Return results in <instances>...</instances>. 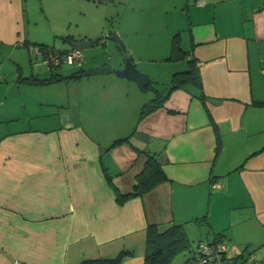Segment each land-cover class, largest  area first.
<instances>
[{
    "label": "crops",
    "instance_id": "obj_1",
    "mask_svg": "<svg viewBox=\"0 0 264 264\" xmlns=\"http://www.w3.org/2000/svg\"><path fill=\"white\" fill-rule=\"evenodd\" d=\"M184 5L179 40L201 91L174 89L139 120L150 100L115 75L124 66L117 55L90 52L82 64L109 74L19 82L56 69L42 68L39 49L40 62L30 58L37 42L28 39L25 0H0V57L15 66L0 63V264H81L120 252L131 255L118 264H144L146 227L172 223L188 239L206 230L212 238L197 242L227 243L231 264H264V0ZM144 150L161 152L168 179L119 205L114 188L132 191Z\"/></svg>",
    "mask_w": 264,
    "mask_h": 264
},
{
    "label": "rangeland",
    "instance_id": "obj_2",
    "mask_svg": "<svg viewBox=\"0 0 264 264\" xmlns=\"http://www.w3.org/2000/svg\"><path fill=\"white\" fill-rule=\"evenodd\" d=\"M185 3L186 0H25L28 39L47 48L68 47V43L62 40L67 35L93 42L99 39V43L93 44V47L81 49L84 58L90 52L92 58L100 57L102 60H110L115 55L121 59L134 55L140 61L135 65L136 68L150 80L149 86L142 91L148 101L157 97L155 91H158L160 98L164 96L173 73L187 69L186 60L170 59L174 38L181 34L182 40L187 38V17L182 13ZM182 29H185L184 33H180ZM113 32L120 37L128 56L123 57L117 43L108 37ZM31 46L36 47V50H31L30 58L40 62V56H35L39 46ZM181 47L188 49L186 43L184 46L181 43ZM87 61L83 62V68L88 66ZM0 63L5 70L15 69L3 56L0 57ZM42 66L43 69L48 68L47 65ZM54 68V73L62 76L80 69L79 66L66 63ZM15 92L13 95L17 97L18 93ZM4 129L6 126L1 130ZM201 232V235L196 232L189 236L191 250L196 247L199 238H212L206 230ZM189 254L184 252L177 255L173 263H179Z\"/></svg>",
    "mask_w": 264,
    "mask_h": 264
},
{
    "label": "trees",
    "instance_id": "obj_3",
    "mask_svg": "<svg viewBox=\"0 0 264 264\" xmlns=\"http://www.w3.org/2000/svg\"><path fill=\"white\" fill-rule=\"evenodd\" d=\"M108 37L113 39L117 43L118 48L120 50L124 51L123 44L121 43V40L116 33L110 34ZM179 38L180 37H175L172 42V48H171L172 53L170 59L186 60L187 69L184 71L173 73L170 80V86L167 89L164 96L162 95L160 98V94L158 93V91H155L157 97L151 99L147 104H145L141 108L139 113V120L148 113H150L151 111H153L154 109H156L157 107H159L162 104V102L166 99L169 92L174 89L195 87L197 90L201 91V78H200L199 70L196 67V63L193 59H187L188 52L181 47ZM62 40L69 44L75 45L78 39L74 38L71 35H67L62 37ZM96 43H99V39L94 40V42L92 41V45ZM33 45L41 47V48L38 47V49L41 50L42 53H44L45 58L47 57L49 52H65L72 48H75L74 46L68 50H58L55 49L54 47L47 48V46L43 44L37 43ZM43 48H45V50H43ZM82 64L81 66H79L80 69L74 73H71L70 76L52 75L50 78L47 79H38L33 76H30L28 78L20 77L18 81L29 84H37V83L49 84L63 79L66 80L69 78H79L83 75L84 71L86 70L82 68ZM47 67H49L50 69H55L54 66H51L49 64L47 65ZM149 84L143 90H145L149 86ZM202 96L203 94L202 92H200L199 97ZM258 105L264 106V102H258ZM129 137L130 135L116 139L115 141H113L110 147L122 143H129ZM139 152L144 153L147 157L145 167L143 171L138 176H136L131 192L122 194L114 188L116 201L119 205L124 204L129 199L143 196L144 194L151 191L156 186L165 182L168 179L165 172L163 171L162 164L160 161L161 152L147 151V150L139 151ZM107 181L110 184L111 180L109 177H107ZM201 241L208 242L212 245L214 243H218L220 240H215V241L200 240L197 242V244ZM196 247L191 250L190 241L188 239L186 227L184 224H175V223L169 225L149 224L145 229L144 264H174L173 260L177 255L184 252H189L190 253L188 255L189 257L184 263V264H188L191 263V261L195 259L196 254H198ZM127 255H131V253L120 252L116 257L111 259L89 260V261H83L81 264H118ZM222 260L225 262V264H231V262L226 256V252L223 253Z\"/></svg>",
    "mask_w": 264,
    "mask_h": 264
},
{
    "label": "built area",
    "instance_id": "obj_4",
    "mask_svg": "<svg viewBox=\"0 0 264 264\" xmlns=\"http://www.w3.org/2000/svg\"><path fill=\"white\" fill-rule=\"evenodd\" d=\"M84 62V57L80 49L72 48L65 52H49L44 59L46 65L59 66L62 63L68 65L81 66ZM219 187V185H215ZM228 249V245L223 242L210 244L208 242L201 241L197 244V253L195 259L188 264H225L222 260L223 253ZM14 264H29L20 261H15Z\"/></svg>",
    "mask_w": 264,
    "mask_h": 264
},
{
    "label": "water",
    "instance_id": "obj_5",
    "mask_svg": "<svg viewBox=\"0 0 264 264\" xmlns=\"http://www.w3.org/2000/svg\"><path fill=\"white\" fill-rule=\"evenodd\" d=\"M92 41L89 39L77 40L75 47L78 49H85L91 47ZM113 70L111 67L102 66L97 68L86 69L83 73L84 76L91 75H100V74H109ZM115 75L120 78H125L131 80L137 84L139 89L143 90L149 84V77L140 72L136 66L134 65L131 58L127 57L124 59V66L122 69H118L114 71Z\"/></svg>",
    "mask_w": 264,
    "mask_h": 264
}]
</instances>
